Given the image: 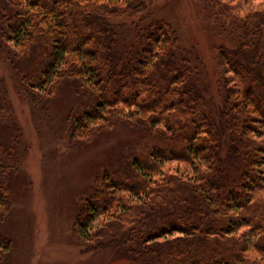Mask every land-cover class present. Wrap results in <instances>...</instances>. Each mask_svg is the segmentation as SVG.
Segmentation results:
<instances>
[{
	"label": "trees",
	"instance_id": "16d2710c",
	"mask_svg": "<svg viewBox=\"0 0 264 264\" xmlns=\"http://www.w3.org/2000/svg\"><path fill=\"white\" fill-rule=\"evenodd\" d=\"M151 2L0 0V54L31 63L19 96L46 103L71 84L73 144L119 124L138 134L94 178L73 234L93 249L115 231L109 243L130 264H264V0H203L202 19L235 43L219 48L215 111L178 29L149 19ZM136 16L121 47L117 22ZM9 122L0 108V218L19 169ZM11 254L0 233V264Z\"/></svg>",
	"mask_w": 264,
	"mask_h": 264
},
{
	"label": "rangeland",
	"instance_id": "374dc122",
	"mask_svg": "<svg viewBox=\"0 0 264 264\" xmlns=\"http://www.w3.org/2000/svg\"><path fill=\"white\" fill-rule=\"evenodd\" d=\"M202 3L152 0L148 17L166 18L178 29L181 55L191 60L200 85L208 87L204 92L215 111L219 48L235 43L228 33L219 34L217 25L202 19ZM140 18L117 22L121 47L129 45ZM30 64L0 54V108L9 109L11 118L3 127L4 138L13 137L19 158L18 171L8 178L11 210L0 218V233L12 244L8 264H130L125 250L109 243L115 231L103 238V246L90 249L73 230L94 178L108 165L118 168L124 147L138 134L119 124L89 143L73 144L67 129L68 116L76 107L71 84L46 103L33 104L18 94L23 70Z\"/></svg>",
	"mask_w": 264,
	"mask_h": 264
}]
</instances>
